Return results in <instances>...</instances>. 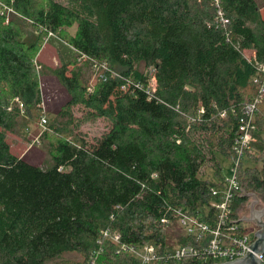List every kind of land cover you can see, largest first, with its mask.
Instances as JSON below:
<instances>
[{"label": "trees", "instance_id": "trees-1", "mask_svg": "<svg viewBox=\"0 0 264 264\" xmlns=\"http://www.w3.org/2000/svg\"><path fill=\"white\" fill-rule=\"evenodd\" d=\"M5 4L21 18L5 22ZM22 26L39 31L35 40ZM49 31L88 66L107 69L91 91L77 58L53 70L70 98L41 135L54 137L41 166L13 152L7 136L38 126L44 66L38 71L34 56ZM260 65L264 15L256 0H0V264H142L116 234L127 244H158L163 254L205 246L209 235L184 234L173 211L213 222L220 158L232 155L243 108L255 97L254 140L237 170L244 193L232 208L237 215L247 192L264 204V92L253 81ZM75 103L87 118L110 122L94 144L77 131ZM172 226L180 230L174 237ZM71 253L81 259L63 260Z\"/></svg>", "mask_w": 264, "mask_h": 264}, {"label": "built area", "instance_id": "built-area-1", "mask_svg": "<svg viewBox=\"0 0 264 264\" xmlns=\"http://www.w3.org/2000/svg\"><path fill=\"white\" fill-rule=\"evenodd\" d=\"M2 6L4 7L2 12H5L6 17L5 22H7V12H17L6 4ZM47 33L48 36L55 35L50 31ZM82 60L83 58H77L78 62ZM93 65L97 67V64ZM99 67H103L104 71L107 69L105 64H101ZM259 71L261 76H255L253 81L259 84V94H262L264 92V77L262 75L264 74V66L260 65ZM105 76V72L100 74L101 79H105ZM258 101L259 98L255 97L243 108L244 116L240 118L239 133L234 139L233 153L228 159L232 173L231 177L224 178L221 185L211 188L212 200L210 205L214 208L213 222L201 220L197 216L187 213L182 207L175 208L173 211L177 224L184 234L193 236L198 240H202L209 235L207 244L203 247L177 246L171 252L163 254L158 244H127L120 242L118 234L111 236L112 240L119 244L121 250L138 257L142 264H156L161 258L179 261L187 255L198 257L201 264H212L218 262L215 261L216 259L220 260L219 262H226L244 257L246 250L252 252L250 246L254 241V236H249L246 228L242 226L243 221L240 220V212L236 215L232 204L235 197L244 193L237 177V170L245 158L246 150L250 149V145L254 140L252 131L255 129L254 115ZM18 103L21 112H23L22 103L19 101ZM39 106L41 108V103H39ZM38 124L41 131L46 129L47 118L43 110H41ZM34 141H38V137ZM161 222L168 224L170 219L164 217ZM103 235L108 236V232L104 231ZM256 256L264 264V254H256ZM89 264H94V259H91Z\"/></svg>", "mask_w": 264, "mask_h": 264}, {"label": "rangeland", "instance_id": "rangeland-1", "mask_svg": "<svg viewBox=\"0 0 264 264\" xmlns=\"http://www.w3.org/2000/svg\"><path fill=\"white\" fill-rule=\"evenodd\" d=\"M260 12L264 15V0H256ZM1 10H4V7L1 6ZM7 19L10 18H21L19 14L14 12H7ZM6 19V17H5ZM22 29L25 34V39L28 41L35 40L37 34H39L38 30H32L29 26H22ZM75 32V25L69 27L67 29L68 34H73ZM65 32H61L64 34ZM41 35V34H40ZM40 46L35 53L34 61L37 62L38 71L42 70L41 65H43L44 73L40 74V93H41V108L38 104L39 115L41 110H43L46 114L47 123L50 118H52L56 112L63 107V105L68 101L70 96L67 94L66 90L59 83L58 79L53 75V70L57 68L62 62L73 60L77 58L75 50L67 43L64 37L60 35H51L48 36V33L42 34L40 36ZM78 65H82L85 68V74L88 77V87L87 91H91L93 89L94 83L100 78V74L104 73V68L99 67L100 64H97V67L94 65L88 66L85 62L79 61ZM143 69V68H141ZM144 73L150 74V71L145 70ZM149 85H154V79L150 78ZM257 106V105H256ZM70 111L74 120L77 122L78 127L77 131L83 134L86 140L89 143L94 144L97 139L101 137L103 133H105L109 126L110 122L104 117H86V110L83 105L80 103H75L70 105ZM41 109V110H40ZM26 129V133L24 129L20 130L17 133H8V140L11 144V150L19 155H24L29 161L39 164L41 166H46L50 163V156L48 154V144L51 142L54 137L52 134L41 141V135L44 132L41 131V127H35V129ZM34 128V127H33ZM76 131V130H75ZM25 136H24V135ZM38 137V141H34ZM34 139V140H33ZM221 176L223 178H230L231 168L230 162L226 158L221 157ZM246 164L249 163V160H246ZM252 197H247V201L241 205L239 212L242 217L250 216V203L252 202ZM259 204V203H258ZM261 203L259 204L260 207ZM261 205V207H263ZM255 206V209L259 208ZM244 228H246L249 236H252L257 229L254 222L246 221L241 223ZM167 234L170 236H175V234L180 233V230L177 226H172L167 228ZM80 256L77 253L65 254L63 256V260L65 261H78L80 260ZM215 261H220L216 259ZM65 263L64 261H62ZM72 264V263H66Z\"/></svg>", "mask_w": 264, "mask_h": 264}, {"label": "water", "instance_id": "water-1", "mask_svg": "<svg viewBox=\"0 0 264 264\" xmlns=\"http://www.w3.org/2000/svg\"><path fill=\"white\" fill-rule=\"evenodd\" d=\"M245 196H251L253 199L250 203V216L242 217L240 220L244 222H254L257 227L253 234L254 241L250 246L252 252L246 250L244 257H239L226 262H214L212 264H262L256 254H264V206L255 209V206H257L259 203L257 196L254 193L248 192L245 194Z\"/></svg>", "mask_w": 264, "mask_h": 264}, {"label": "flooded vegetation", "instance_id": "flooded-vegetation-1", "mask_svg": "<svg viewBox=\"0 0 264 264\" xmlns=\"http://www.w3.org/2000/svg\"><path fill=\"white\" fill-rule=\"evenodd\" d=\"M260 204V203H259ZM259 204L257 205L258 207H259ZM261 205H263V204H261ZM261 205H260V207L259 208H261Z\"/></svg>", "mask_w": 264, "mask_h": 264}]
</instances>
